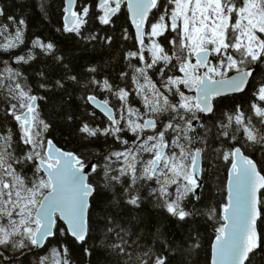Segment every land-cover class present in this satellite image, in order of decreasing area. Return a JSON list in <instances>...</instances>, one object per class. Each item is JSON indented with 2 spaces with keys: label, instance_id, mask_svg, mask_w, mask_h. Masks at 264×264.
<instances>
[{
  "label": "snow or ice",
  "instance_id": "6c2138e0",
  "mask_svg": "<svg viewBox=\"0 0 264 264\" xmlns=\"http://www.w3.org/2000/svg\"><path fill=\"white\" fill-rule=\"evenodd\" d=\"M63 13L62 30L94 48L113 42L93 30L96 23L124 16L125 40L134 29L119 82L98 78L97 66L54 82L39 73L38 88L63 89L65 79L78 85L94 105L90 115L99 109L106 117L79 131L111 144L89 158L54 143L39 103L46 97L35 94L22 69L39 55L69 65L39 37L15 54L25 45L27 21L7 15L0 23V264H71L62 239L86 243L97 230L101 244L129 264H168L151 246L133 261L131 233L116 215L92 219L93 202L106 191L111 206L129 214L150 201L178 222L205 216L214 221L211 264H251L264 248V0H65ZM236 94L240 103L218 108ZM213 162L225 166L226 201L189 206L201 200ZM164 246L171 248L166 240Z\"/></svg>",
  "mask_w": 264,
  "mask_h": 264
},
{
  "label": "trees",
  "instance_id": "16d2710c",
  "mask_svg": "<svg viewBox=\"0 0 264 264\" xmlns=\"http://www.w3.org/2000/svg\"><path fill=\"white\" fill-rule=\"evenodd\" d=\"M0 7H3L6 13L4 17H0V23L6 22L7 15H15L17 18L22 16L27 21L25 45L16 50L15 54L26 51L31 47V41L39 37L45 42H53L58 49L57 55H63L64 63L69 65V68L65 69L51 57L39 55L22 69L35 94L46 97L39 103L43 117L51 124L50 138L65 151L87 155L89 158L105 151L111 144L110 140L106 142L103 137L85 138L86 134L81 133L79 129L84 122L101 124L106 117L96 109L95 116L90 115L94 108L85 103L84 91L70 80L65 79L63 89L38 88V84L44 82L39 73L43 72L48 81L54 82L66 74L83 76L87 68L97 66L98 78L107 75L119 82V73L125 69L126 64L124 53L126 50L134 49L136 43L132 28H129L130 38L127 40L123 38L121 25L129 27L126 18L121 16L114 25L96 23L93 30H98L102 36L111 35L113 42L110 46L96 44L94 48L75 33L62 30L64 0H0ZM98 98L102 99L103 95ZM242 99L239 94L229 96L221 100L218 108L231 109ZM4 107L5 105L0 103V122H3ZM10 120L11 118L8 126L15 129L14 123ZM256 157H259V152L256 153ZM206 167L200 190L201 200L189 201V206L195 203L196 207L201 209L207 206L219 207L226 201L227 172L223 162L219 166L213 162ZM111 199L110 191L102 192L96 197L90 209L92 219L100 223L105 214L117 216L118 222L131 233L126 238L129 241L127 250L133 261L138 254L151 246L156 252L168 257V264H210L214 221L207 220L205 216H196L189 218L187 223L178 222L150 201H145L139 210L129 214L128 209L123 207L119 210L113 208ZM101 237V232L97 230L90 234L86 243L77 242L70 236L63 238L62 243L69 248L71 264H118V261L119 264H129L128 256L122 254L117 256L107 250L101 244ZM165 240L171 245L170 249H165ZM194 244H198L199 247L194 248ZM189 248L193 249L190 253ZM85 249H88L91 255L86 254ZM250 258L251 264H264V248L256 250Z\"/></svg>",
  "mask_w": 264,
  "mask_h": 264
},
{
  "label": "water",
  "instance_id": "95a60500",
  "mask_svg": "<svg viewBox=\"0 0 264 264\" xmlns=\"http://www.w3.org/2000/svg\"><path fill=\"white\" fill-rule=\"evenodd\" d=\"M64 6H65V0H64ZM64 16V15H63ZM63 23H64V21H63ZM133 31H134V29H133ZM91 105V104H90ZM93 108H94V105H91ZM96 110H98L99 112H101L99 109H96ZM102 113V112H101ZM103 114V113H102ZM202 185H203V181H202ZM202 188V187H201ZM226 188H227V181H226ZM201 190V189H200ZM199 190V191H200ZM213 240H214V238H213ZM78 242V241H77ZM213 242V241H212ZM212 244V243H211ZM210 264H211V251H210Z\"/></svg>",
  "mask_w": 264,
  "mask_h": 264
}]
</instances>
